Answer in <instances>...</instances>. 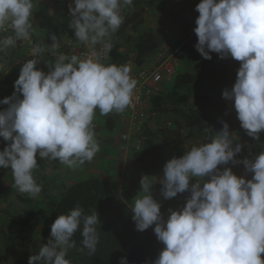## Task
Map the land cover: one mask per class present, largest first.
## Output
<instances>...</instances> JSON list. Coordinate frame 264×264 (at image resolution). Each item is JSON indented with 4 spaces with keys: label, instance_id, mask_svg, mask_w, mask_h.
<instances>
[{
    "label": "clouds",
    "instance_id": "9594fccd",
    "mask_svg": "<svg viewBox=\"0 0 264 264\" xmlns=\"http://www.w3.org/2000/svg\"><path fill=\"white\" fill-rule=\"evenodd\" d=\"M34 0H0V53L18 41H31ZM133 0H74L69 4L70 27L88 55L61 53L48 63L45 73L39 59H28L14 82V93L0 100V167L10 168L14 185L22 194L36 198L42 188L34 178L38 157L59 161L75 170L91 162L99 151L94 119L123 113L133 106L137 81L127 65L106 63L111 35L123 23L122 10ZM194 29L196 50L205 59L217 53L221 59L240 62L233 87L223 98L234 102L241 127L249 137L264 132V0H201ZM50 14H52L50 12ZM11 30L12 35H4ZM48 50L61 47L55 33ZM46 49L31 50L38 57ZM22 94V98L20 97ZM209 142L187 147L181 157L168 160L161 195L172 199L190 192L181 209L168 210L153 196V184L145 175L131 207L137 231L154 225L164 247L154 261L145 264H264V151L254 158L238 159L243 145L223 122ZM242 164L245 175L231 167ZM252 174L251 179L247 174ZM195 178V183L190 181ZM142 193V194H141ZM99 214H85L76 206L60 214L51 225L50 238L28 264H71L68 251L76 248L73 236L80 231L82 247L95 254L99 243ZM120 264H128L121 257Z\"/></svg>",
    "mask_w": 264,
    "mask_h": 264
},
{
    "label": "rangeland",
    "instance_id": "374dc122",
    "mask_svg": "<svg viewBox=\"0 0 264 264\" xmlns=\"http://www.w3.org/2000/svg\"><path fill=\"white\" fill-rule=\"evenodd\" d=\"M70 3L74 5V0H34L31 41H18L14 47L10 46L0 53V100L13 95L14 82L19 78L20 70L28 59L41 60L37 68L47 73L50 70L48 63L54 62L55 57L61 53L81 58L87 56L88 49L76 40L75 30L69 26ZM175 3L176 0H133V6L122 10L124 20L120 28L111 35V49L129 55L130 60L124 65L130 67L131 76L137 81L135 91L140 86L141 70L152 69L158 58L166 53L178 54L169 48L166 35L161 33L159 28L161 15L174 7ZM147 30L158 33L161 45L146 58L143 65L138 66L134 62L135 44L139 36ZM52 33L57 35L61 43L55 54L48 50L52 43L50 39ZM4 35H12L11 30ZM37 45L46 50L38 57H33L31 50ZM105 62L116 64L117 60L110 58L108 53ZM214 64L218 66L213 68L208 66L199 72L193 69L190 61L180 58L178 74L192 73L196 76L194 83L176 86L174 79L168 83L154 84L151 93L145 94L138 101L134 99L133 106L123 113L102 116L97 110L94 125L99 151L94 159L73 170L58 160L46 161L38 157L39 167L34 170V178L42 191L36 198L20 193L14 185L11 169L0 167V264H20L22 252L28 250L29 244L34 247L33 252L39 251L42 247L39 241H48L45 232L50 234L48 231L52 225L50 220L52 208L49 202L59 200L73 183L83 179L100 177L118 180L124 189L130 190L135 199L141 190V178L147 175L153 184L154 198L164 205L166 218L167 209L177 210L184 207L190 192L186 191L166 200L161 195L162 185L158 180L163 176L166 162L173 158L172 152L177 140L181 141L180 145L185 150L187 147L200 144L203 133L198 128H190L186 123V116L194 111L202 115L201 123L214 131L222 129V121L227 122L230 131L234 132L235 142L241 143L244 150L251 145L258 149L259 153L264 151V132L260 133L258 141L249 137L240 125L234 102L226 100L222 95L226 88L230 90L233 87L240 62L231 57L221 59L219 54L215 53L212 65ZM218 69L231 73L229 83L214 78ZM205 93L210 98L208 102L200 104L193 102L194 95ZM171 94L172 97L169 96ZM187 94H190L188 103L176 101L180 95ZM20 97L22 98V94ZM157 97L161 98L159 105L154 103ZM7 107L0 105V110ZM109 122L113 128L107 127ZM146 128L156 133L155 140L162 150L160 158L143 153V134ZM7 143L0 137V150H3ZM224 167H231L237 175H245L242 164L221 165L222 169ZM251 176L252 174H247L248 179H251ZM195 182V178L190 181ZM29 217L34 218L28 220ZM26 220L32 225L29 226ZM40 223L43 227L40 230L42 233L38 232V229H41L38 226ZM150 228L153 230L154 225Z\"/></svg>",
    "mask_w": 264,
    "mask_h": 264
},
{
    "label": "trees",
    "instance_id": "16d2710c",
    "mask_svg": "<svg viewBox=\"0 0 264 264\" xmlns=\"http://www.w3.org/2000/svg\"><path fill=\"white\" fill-rule=\"evenodd\" d=\"M198 0H176L174 7L164 11L160 17V32L166 35L167 45L172 51H176L181 58L190 61L195 71H204L208 66L217 67L213 64L215 53H210L212 59H205L196 50L198 37L194 31L197 27L196 19L199 16L196 11ZM161 45V40L153 30L143 32L135 44L134 62L141 66L146 58ZM109 56L117 60V65H124L130 60L128 54H122L117 49H111ZM214 78L218 81L229 83L231 73L224 69H218ZM196 76L192 73H180L175 77L176 86H188L194 83ZM170 97L173 94L169 95ZM160 97L154 99V103L159 105ZM207 93L203 95H194L193 102L200 104L209 101ZM190 94L180 95L176 101L188 103ZM202 115L197 111L186 116V123L190 128H198L202 133L201 142H209L212 131H206L208 127L201 123ZM108 128H113L111 122L107 124ZM156 133L146 128L143 134L144 150L143 153L149 154L154 158H160L162 154L161 147L155 140ZM177 140L173 148V157H181L185 154V148ZM259 154L258 149L249 145L245 150L238 154L237 158L255 157ZM88 163V162H86ZM85 163V164H86ZM221 167V166H220ZM133 195L128 189H124L120 182L115 179L91 177L73 183L64 192L59 200L50 201L52 208V224L60 214H66L76 206L84 209L85 214L97 212L101 224L97 226L99 234V243L97 251L93 255L88 254V250L79 251L82 247V236L80 231L73 236L76 242V248L68 251L67 259L71 264H120L121 257H127L128 264H145L146 261H154L164 245L158 241L156 234L149 228L145 231H137L135 222L132 220L131 207ZM34 217H29L32 220ZM26 220V223L30 221ZM47 240L50 234L45 232ZM38 252L26 251L25 257L20 264H28L29 257Z\"/></svg>",
    "mask_w": 264,
    "mask_h": 264
},
{
    "label": "built area",
    "instance_id": "2783aa9c",
    "mask_svg": "<svg viewBox=\"0 0 264 264\" xmlns=\"http://www.w3.org/2000/svg\"><path fill=\"white\" fill-rule=\"evenodd\" d=\"M88 55V53H87ZM180 56L172 53H166L158 58L152 69L145 68L140 73V86L135 91L134 99L140 100L145 94L151 93L154 84L168 83L175 79L180 65Z\"/></svg>",
    "mask_w": 264,
    "mask_h": 264
},
{
    "label": "crops",
    "instance_id": "0c3cea01",
    "mask_svg": "<svg viewBox=\"0 0 264 264\" xmlns=\"http://www.w3.org/2000/svg\"><path fill=\"white\" fill-rule=\"evenodd\" d=\"M133 200H134V197H133ZM167 210H169V209H167ZM161 211H162V213L165 215V218H166V211H165V209H164V205H161ZM50 220H51V218H50ZM51 224H52V222H51ZM32 225V223H29V226H31ZM37 226V225H36ZM38 226H40L41 227V229H38V232L40 231V230H42V223H40V224H38ZM41 232V231H40ZM48 232H50L51 233V227L49 228V231ZM42 233V232H41ZM40 243H41V245L43 246L44 244H46L47 243V241H43V240H40L39 241ZM34 249V247L32 246V245H28V250L30 251V252H33L32 250ZM28 250H26V251H28ZM26 251H23L22 252V257L20 258V259H23L24 257H25V254H26Z\"/></svg>",
    "mask_w": 264,
    "mask_h": 264
}]
</instances>
